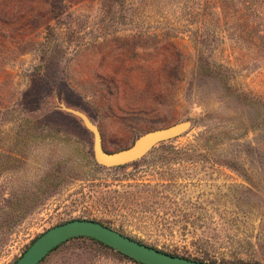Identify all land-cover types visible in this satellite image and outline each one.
Returning <instances> with one entry per match:
<instances>
[{
    "label": "rangeland",
    "instance_id": "1",
    "mask_svg": "<svg viewBox=\"0 0 264 264\" xmlns=\"http://www.w3.org/2000/svg\"><path fill=\"white\" fill-rule=\"evenodd\" d=\"M108 152L191 122L143 159ZM86 219L172 255L264 264V0H0V264ZM42 264H138L73 239Z\"/></svg>",
    "mask_w": 264,
    "mask_h": 264
},
{
    "label": "water",
    "instance_id": "2",
    "mask_svg": "<svg viewBox=\"0 0 264 264\" xmlns=\"http://www.w3.org/2000/svg\"><path fill=\"white\" fill-rule=\"evenodd\" d=\"M62 109L78 117L93 135V157L104 168L122 167L139 161L156 146L174 140L191 129V122L179 123L143 134L129 148L108 152L98 127L85 114L65 106ZM78 238L95 240L138 264H215L162 252L99 222L86 219L72 220L47 230L33 241L14 264H42L56 249Z\"/></svg>",
    "mask_w": 264,
    "mask_h": 264
},
{
    "label": "trees",
    "instance_id": "3",
    "mask_svg": "<svg viewBox=\"0 0 264 264\" xmlns=\"http://www.w3.org/2000/svg\"><path fill=\"white\" fill-rule=\"evenodd\" d=\"M33 243V242H32ZM103 245V244H102ZM57 250V249H56ZM198 261H200V260H198ZM215 264H217V263H215Z\"/></svg>",
    "mask_w": 264,
    "mask_h": 264
}]
</instances>
